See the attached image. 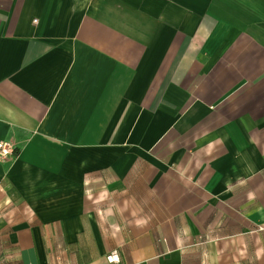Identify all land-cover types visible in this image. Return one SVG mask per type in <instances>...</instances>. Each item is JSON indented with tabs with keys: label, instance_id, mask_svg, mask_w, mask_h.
Returning <instances> with one entry per match:
<instances>
[{
	"label": "crops",
	"instance_id": "1",
	"mask_svg": "<svg viewBox=\"0 0 264 264\" xmlns=\"http://www.w3.org/2000/svg\"><path fill=\"white\" fill-rule=\"evenodd\" d=\"M2 140L0 264H264V0H0Z\"/></svg>",
	"mask_w": 264,
	"mask_h": 264
},
{
	"label": "built area",
	"instance_id": "2",
	"mask_svg": "<svg viewBox=\"0 0 264 264\" xmlns=\"http://www.w3.org/2000/svg\"><path fill=\"white\" fill-rule=\"evenodd\" d=\"M10 154H12L11 145L7 141H0V160H4ZM107 258L112 263L118 262V252L112 251Z\"/></svg>",
	"mask_w": 264,
	"mask_h": 264
}]
</instances>
